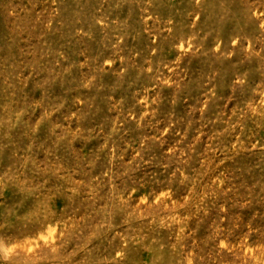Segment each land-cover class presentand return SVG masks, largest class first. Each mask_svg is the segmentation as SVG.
Masks as SVG:
<instances>
[{"label":"rangeland","instance_id":"374dc122","mask_svg":"<svg viewBox=\"0 0 264 264\" xmlns=\"http://www.w3.org/2000/svg\"><path fill=\"white\" fill-rule=\"evenodd\" d=\"M0 264H264V0H0Z\"/></svg>","mask_w":264,"mask_h":264},{"label":"bare ground","instance_id":"6f19581e","mask_svg":"<svg viewBox=\"0 0 264 264\" xmlns=\"http://www.w3.org/2000/svg\"><path fill=\"white\" fill-rule=\"evenodd\" d=\"M48 239H49V237H48Z\"/></svg>","mask_w":264,"mask_h":264}]
</instances>
